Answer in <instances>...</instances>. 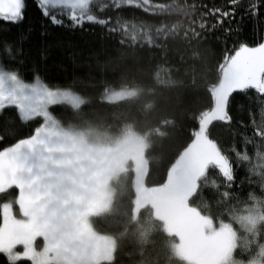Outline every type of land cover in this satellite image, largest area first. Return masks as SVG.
<instances>
[{"label": "trees", "instance_id": "trees-1", "mask_svg": "<svg viewBox=\"0 0 264 264\" xmlns=\"http://www.w3.org/2000/svg\"><path fill=\"white\" fill-rule=\"evenodd\" d=\"M25 2L21 23L0 19L3 68L27 83L39 80L83 96L80 107L66 103L51 107L63 128L108 138L134 132L148 140L147 169L140 171L138 181L133 170L122 174L114 206L92 220L98 234L116 239L113 260L100 264H183L179 239L167 232L156 209L176 193L175 166L195 141L193 130L206 132L239 163L235 181L224 188L210 162L188 198L189 207L214 227L233 228L237 260L264 264V125L252 136V121L259 120V96L234 92L228 106L232 120L198 128L202 114L213 106L210 91L220 78L218 65L225 51L264 39V7L253 17L249 0H241L231 25H225L230 30L218 26L210 31L206 6L234 8L229 0H95L84 14L51 9L64 19L63 25L42 15L45 5L37 7L38 0ZM68 14L83 26H69ZM123 90L129 91L128 99L106 100ZM19 113L14 106L0 112V153L33 136L42 123L23 120ZM249 139L259 145L254 149L246 144ZM232 149L240 153L238 157ZM144 184L157 192L158 203L135 216L136 190ZM18 194L16 187L0 193V205L15 203ZM251 215L257 218L256 225L245 223ZM43 244L39 238L38 249ZM0 264L32 262H13L0 253Z\"/></svg>", "mask_w": 264, "mask_h": 264}, {"label": "rangeland", "instance_id": "rangeland-1", "mask_svg": "<svg viewBox=\"0 0 264 264\" xmlns=\"http://www.w3.org/2000/svg\"><path fill=\"white\" fill-rule=\"evenodd\" d=\"M94 1L57 0V9L84 14ZM128 92L114 93L106 100L128 99ZM84 101L70 89L49 87L39 80L27 83L0 64V112L15 105L20 114L31 110L28 120L42 122L30 140L0 153V193L14 187L19 191L15 203L0 205V253L13 262L26 259L32 264H100L114 258L116 239L98 234L92 220L114 206L122 174L133 170L138 181L140 171L147 169L148 140L134 132L108 138L94 131L66 129L51 111L55 104L80 107ZM205 137L206 132L199 133L176 163L178 191L156 213L167 232L178 237L183 264H262L259 260H237L233 228L228 224L214 227L207 217L189 207L188 198L210 164L200 150ZM9 152L17 157L11 163L7 162ZM60 158L65 163L53 172L41 173L44 167L36 164ZM136 193L135 216L158 203L157 192L148 185L139 186ZM256 220L251 215L245 223L254 224ZM39 238L44 241L41 249L36 245Z\"/></svg>", "mask_w": 264, "mask_h": 264}, {"label": "snow or ice", "instance_id": "snow-or-ice-1", "mask_svg": "<svg viewBox=\"0 0 264 264\" xmlns=\"http://www.w3.org/2000/svg\"><path fill=\"white\" fill-rule=\"evenodd\" d=\"M229 2L235 7L224 8L215 4L210 8L206 6L208 15L211 17V22L208 25L210 31L218 26L224 31L230 30V27H225V25H231V17L235 14V8L241 7V0H229ZM41 4L45 5V7L41 8L43 16L49 18L53 24H64V19L59 18L50 11L58 8L57 0H38L37 7H40ZM247 7L250 14L255 17L259 14L260 8L264 7V0H249ZM25 9V0H0V19L12 24H19L25 18ZM66 19L69 21V26H83L82 23L78 24L76 19L69 14ZM218 67L220 78L210 91L213 106L202 114L198 120V128L205 127L213 121L230 122L232 120L228 110L230 96L236 91L246 95L251 91V93L259 96L261 105L259 120L252 121V136L254 137L257 129L264 125V39L253 46L248 45L246 42H241L231 52L226 50ZM31 114V110H26L22 114L19 113L20 118L23 120H28ZM193 135L194 137L198 136V130H193ZM28 139L30 140L31 138L29 137ZM246 144H252L255 149L259 145V141L249 139ZM200 150L205 155V162H211L214 173L219 175L221 180L224 181V188H227L229 184L235 181V165L239 163V160L233 161L228 155V151L210 137L204 138L203 143L200 144ZM231 151H236L237 157L240 154L236 149ZM16 158L13 152L7 154L8 163L15 161Z\"/></svg>", "mask_w": 264, "mask_h": 264}, {"label": "flooded vegetation", "instance_id": "flooded-vegetation-1", "mask_svg": "<svg viewBox=\"0 0 264 264\" xmlns=\"http://www.w3.org/2000/svg\"><path fill=\"white\" fill-rule=\"evenodd\" d=\"M65 163V159L64 158H60L59 160L56 161H48V162H36V164H39L41 167H44V170L41 171V173H45V172H50V171H56L58 169L59 166H62ZM57 164V165H55ZM47 167V168H46ZM68 177L67 175L65 176V178ZM54 182L58 181L56 179H53Z\"/></svg>", "mask_w": 264, "mask_h": 264}]
</instances>
